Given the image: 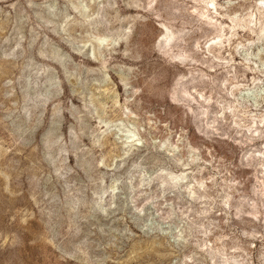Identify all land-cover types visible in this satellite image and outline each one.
I'll return each instance as SVG.
<instances>
[{
  "label": "rangeland",
  "instance_id": "1",
  "mask_svg": "<svg viewBox=\"0 0 264 264\" xmlns=\"http://www.w3.org/2000/svg\"><path fill=\"white\" fill-rule=\"evenodd\" d=\"M0 264H264V0H0Z\"/></svg>",
  "mask_w": 264,
  "mask_h": 264
},
{
  "label": "bare ground",
  "instance_id": "2",
  "mask_svg": "<svg viewBox=\"0 0 264 264\" xmlns=\"http://www.w3.org/2000/svg\"><path fill=\"white\" fill-rule=\"evenodd\" d=\"M172 179H174V178H173V176H172ZM176 179H179V176H177V178H176ZM172 181H173V180H172Z\"/></svg>",
  "mask_w": 264,
  "mask_h": 264
}]
</instances>
